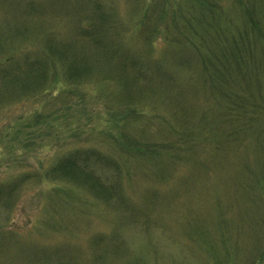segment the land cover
<instances>
[{
	"label": "rangeland",
	"instance_id": "rangeland-1",
	"mask_svg": "<svg viewBox=\"0 0 264 264\" xmlns=\"http://www.w3.org/2000/svg\"><path fill=\"white\" fill-rule=\"evenodd\" d=\"M227 3L232 2L224 1ZM258 4H264V0ZM248 5L235 4V28H243L244 19L239 16ZM93 6V0H0L1 34H23L29 37L26 43L32 40L35 47L41 46L45 39L59 41L61 30L68 23L73 25L87 15L94 18ZM33 22H37L36 33L30 27ZM161 45L159 41L157 46ZM34 46L29 47L28 53ZM15 50L5 48L0 60ZM175 65L167 63L166 69L159 62L153 66L154 77L170 76L169 70ZM35 71L16 69L12 73L14 87L3 85L4 82L0 85L1 92L16 89L25 81L31 84L36 79ZM178 76L186 82L191 75L178 71ZM194 80L184 86L181 96L171 95L165 101L192 117L199 140L211 130V126L206 128L205 121L219 119L229 102L221 91L214 94L204 89V83L197 77ZM92 88L88 87L90 91ZM261 90L264 94V86ZM47 102L27 99L18 105L0 104L4 108L0 113L5 112L0 117V183L10 188L17 176L34 175L33 180L16 189L11 202L5 195V202L0 203V264H235L234 256L240 257L239 244L244 248L252 244L253 258L261 250L258 256L264 254V217L260 215L264 205V136L260 135L264 131V118L256 123L235 118L240 120L235 131V148L227 150V155L211 150L205 143H195L198 145L194 150L177 161L163 159V154L122 159L118 175L120 192L138 209L119 217L118 212L105 206L101 210L96 206L85 212L77 210L69 191L62 204L56 200L52 208L45 205L48 191L63 186V182L37 178L49 172L63 152L76 146L111 152V141L105 133L112 130L108 124L110 117L101 112V103L90 100L72 104L70 114L61 116L58 122L43 120L41 123L46 125L37 126L36 113L43 112ZM251 124L256 128H247ZM137 125V132L149 127L143 117ZM98 127L104 133L95 130ZM69 128L75 129L71 135ZM101 175L115 177L108 171H101ZM178 191L184 196L178 195ZM230 191L234 198L227 196ZM222 223L229 233L225 240ZM237 229L239 232L235 233ZM246 255L251 256L242 254L237 264H250L243 261Z\"/></svg>",
	"mask_w": 264,
	"mask_h": 264
},
{
	"label": "trees",
	"instance_id": "trees-1",
	"mask_svg": "<svg viewBox=\"0 0 264 264\" xmlns=\"http://www.w3.org/2000/svg\"><path fill=\"white\" fill-rule=\"evenodd\" d=\"M224 1L228 0H186L185 3L183 0H93L94 18L87 15L73 25L68 23L61 30L59 41L45 39L36 47L32 40L27 44L29 37L23 34L4 35L0 30V53L5 48L16 49L0 60V85L5 82L3 85L14 87L12 73L16 69L36 70V79L31 84L25 81L5 93L0 90V104L18 105L27 99L48 100L45 113H36L37 126H45L41 123L43 120L58 122L61 116L67 117L70 106L78 101L79 104L89 100L101 103V112L111 119L108 124L114 133L112 130L105 133L111 141V152L76 146L63 152L49 172L36 177L63 182V186H54L48 191L47 207L52 208L56 200L62 204L67 199L63 196L69 191L71 199L76 200L73 205L81 212L88 208L89 211L91 206L99 210L105 206L118 212L119 217L128 216L138 206L128 202L120 192L118 175L122 159L129 161L131 157L140 159L163 154V159L177 161L186 158L182 156L201 143L227 155V150L235 148V131L240 121L235 118H245L252 123L264 118V96H261L264 4H258L260 0H231V4H224ZM235 4H249L240 12L243 28H235ZM30 27L36 33L37 22ZM71 35L77 38L69 39ZM159 41L162 45L158 47ZM19 43L26 45L21 47ZM31 46L34 49L28 53ZM159 62L166 69L167 63L176 64L168 69L170 76L154 77L153 66ZM178 71L191 76L182 82ZM196 77L204 83L201 84L204 89L214 94L221 91L229 102L219 119L205 121L206 128L211 126V130L199 140L192 117L165 101L171 95L181 96L184 86ZM89 86L93 87L92 91ZM56 96L58 100L50 102ZM4 113L1 112L0 117ZM141 117L148 121L149 127L137 132ZM254 127L251 124L247 128ZM95 130L102 131L99 127ZM73 131L74 128H69V135ZM263 133L260 135L264 136ZM101 171L112 172L115 177L113 175L112 180L104 178ZM16 178L10 188L0 183V203L5 202V195L9 197L8 203L11 202L16 189L33 180L34 175L23 174ZM256 180L262 183L260 178ZM177 194L184 196L181 191ZM227 196L235 197L233 191ZM260 215L264 217V205ZM220 225L222 239L225 240V236L228 239L227 226ZM239 248L240 257L234 256L235 264L242 254H251L244 256L243 261L264 264V254L258 256L263 250L253 258L252 244L246 248L239 244Z\"/></svg>",
	"mask_w": 264,
	"mask_h": 264
}]
</instances>
